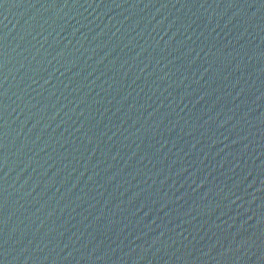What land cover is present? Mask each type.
<instances>
[{"label":"water","instance_id":"1","mask_svg":"<svg viewBox=\"0 0 264 264\" xmlns=\"http://www.w3.org/2000/svg\"><path fill=\"white\" fill-rule=\"evenodd\" d=\"M0 264H264V0H0Z\"/></svg>","mask_w":264,"mask_h":264}]
</instances>
